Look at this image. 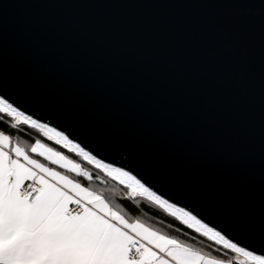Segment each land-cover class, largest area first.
I'll return each mask as SVG.
<instances>
[{"label":"snow or ice","instance_id":"obj_1","mask_svg":"<svg viewBox=\"0 0 264 264\" xmlns=\"http://www.w3.org/2000/svg\"><path fill=\"white\" fill-rule=\"evenodd\" d=\"M38 6L0 7V264H264V0L229 5L234 35L259 43L258 150L249 132L214 153L132 111L10 11ZM137 197L191 232L117 202Z\"/></svg>","mask_w":264,"mask_h":264},{"label":"water","instance_id":"obj_2","mask_svg":"<svg viewBox=\"0 0 264 264\" xmlns=\"http://www.w3.org/2000/svg\"><path fill=\"white\" fill-rule=\"evenodd\" d=\"M30 2L10 11L147 121L209 153L251 132L258 150L259 43L234 35L232 0Z\"/></svg>","mask_w":264,"mask_h":264},{"label":"trees","instance_id":"obj_3","mask_svg":"<svg viewBox=\"0 0 264 264\" xmlns=\"http://www.w3.org/2000/svg\"><path fill=\"white\" fill-rule=\"evenodd\" d=\"M0 128H7V120L0 121ZM38 133L35 130H28V138H35ZM111 185H115V182H110ZM117 202L121 204V207L128 213L129 216H139L143 219L149 220L173 234H180L183 232H191L186 226L181 225L178 221H175L173 217L168 216L163 209L158 208L156 205L149 203L141 198H117ZM197 241H202L204 245L210 244L205 238H201L198 234H194ZM183 238V237H182Z\"/></svg>","mask_w":264,"mask_h":264}]
</instances>
